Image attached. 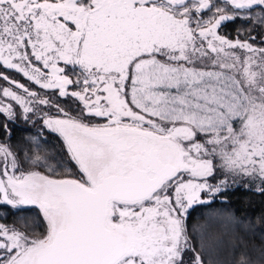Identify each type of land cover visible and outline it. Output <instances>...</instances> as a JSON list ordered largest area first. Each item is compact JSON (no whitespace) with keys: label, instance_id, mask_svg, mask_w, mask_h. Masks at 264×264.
Returning <instances> with one entry per match:
<instances>
[{"label":"snow or ice","instance_id":"1","mask_svg":"<svg viewBox=\"0 0 264 264\" xmlns=\"http://www.w3.org/2000/svg\"><path fill=\"white\" fill-rule=\"evenodd\" d=\"M238 18L264 26V0H0V117L67 155L0 140V205L38 210L0 222V264H208L189 210L264 193V46L220 34Z\"/></svg>","mask_w":264,"mask_h":264},{"label":"trees","instance_id":"2","mask_svg":"<svg viewBox=\"0 0 264 264\" xmlns=\"http://www.w3.org/2000/svg\"><path fill=\"white\" fill-rule=\"evenodd\" d=\"M253 15H260V9L257 8ZM222 26L221 34L225 33L229 39H235L238 34L241 39L251 35L256 37L257 46H264L261 44L264 26L257 25L255 21L238 18ZM8 74L20 79L18 74L10 70ZM3 83L0 81V84ZM62 103L66 108L70 105L73 109L76 107L71 100ZM3 123L8 124L9 131L0 128V140H7L21 159L26 153L38 150L37 141L42 155L57 158L63 156L67 159L57 138L47 130L42 131L41 125L23 118L9 122L5 117H0V124ZM71 166L76 171L74 164ZM210 182L216 183L215 180ZM258 187V180L253 182L248 178H237L233 182L230 179L229 185L221 193L210 198V203L196 205L189 210V232L195 237L194 243L205 244L204 256L208 264H231L234 254L240 251H249L259 256L260 249L264 248V193L258 191ZM37 211L35 208L17 210L8 205H0V222L24 229L31 226Z\"/></svg>","mask_w":264,"mask_h":264},{"label":"flooded vegetation","instance_id":"3","mask_svg":"<svg viewBox=\"0 0 264 264\" xmlns=\"http://www.w3.org/2000/svg\"><path fill=\"white\" fill-rule=\"evenodd\" d=\"M232 21H234V20H232ZM226 22H231V21H226ZM222 27H223V26H221V28H222ZM221 28H220V30H219V31H220V34H221V32H222ZM224 35H225V33H224ZM51 134H53V136H55V137L57 138V141L59 142V145H61L63 151H65L64 148H63V142H62V140H61L56 134H54V133H51ZM65 153H66V151H65Z\"/></svg>","mask_w":264,"mask_h":264}]
</instances>
